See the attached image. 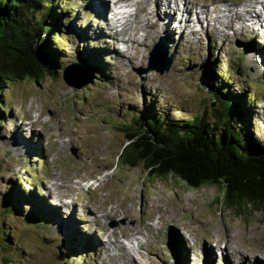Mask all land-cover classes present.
<instances>
[{
	"label": "rangeland",
	"instance_id": "374dc122",
	"mask_svg": "<svg viewBox=\"0 0 264 264\" xmlns=\"http://www.w3.org/2000/svg\"><path fill=\"white\" fill-rule=\"evenodd\" d=\"M148 1L143 3L151 12L148 18L158 26L148 27L144 12L141 22L132 18L131 29L133 24L145 29L137 33L142 42L133 39L134 56L106 33L110 15L104 18V13L112 0H55V27L46 33L61 48L59 71L54 77L10 81L0 93L5 120L0 125V264H264L261 212L227 208L217 185L192 188L174 176H148L142 165L117 161L127 144L121 124L131 116L154 109L178 118L206 111L211 118L218 107L204 85L211 70L226 79L230 93L247 91L246 124L264 144V21L249 27L215 23L222 31L217 35L203 15L209 20L217 5L235 2L239 10L240 2H248L193 0L201 19L191 14V27L198 36L188 34V28L182 41H174L180 28L175 22L174 32L163 34L171 41L166 39L170 69L139 74L148 65L160 25L170 24L167 17L159 24L161 5ZM136 8L127 9L133 13ZM90 62L101 70L97 77ZM65 68L80 86L63 80ZM21 133L26 145L17 141ZM111 209L115 212L109 214ZM56 211L69 229L53 225ZM134 232L143 235L138 246L122 238Z\"/></svg>",
	"mask_w": 264,
	"mask_h": 264
},
{
	"label": "trees",
	"instance_id": "16d2710c",
	"mask_svg": "<svg viewBox=\"0 0 264 264\" xmlns=\"http://www.w3.org/2000/svg\"><path fill=\"white\" fill-rule=\"evenodd\" d=\"M54 3L0 0V93L10 81L54 77L59 71L61 48L46 33L55 27ZM55 35L62 39L58 32ZM88 66L97 77L101 70L91 62ZM204 85L218 104L211 118L206 111L193 118H178L154 109L143 117L131 116L128 123L121 124L127 144L117 161L121 166L142 165L148 176H174L192 188L217 185L227 208L240 212L250 208L264 217V144L246 124L251 98L247 91L230 93L229 83L215 70ZM3 111L0 98V125L5 121ZM22 200L21 204L26 201ZM26 216L37 220L31 213Z\"/></svg>",
	"mask_w": 264,
	"mask_h": 264
},
{
	"label": "bare ground",
	"instance_id": "6f19581e",
	"mask_svg": "<svg viewBox=\"0 0 264 264\" xmlns=\"http://www.w3.org/2000/svg\"><path fill=\"white\" fill-rule=\"evenodd\" d=\"M112 1H113V3L114 2L116 3V2H119V1H122V0H112ZM128 1H129L128 6H132V5L137 6L136 11H137V9H138V11L137 12L135 11L133 13L131 12V13H129V14L125 15V16H121L119 18H117V17L116 18H111V17L108 18L107 15L109 13H111L110 12L111 9L107 8L108 11H106V13H104V18H106V17L108 18V22H105L108 25V26L106 25V28L108 30V31L106 30V33L109 35L108 37H110V39L115 38L114 40L117 41L118 43H122V42L125 43L126 51H128L127 53L130 54L133 51L134 54H135L134 56H137L138 54H136L135 48H134L136 44L133 42V39L136 38L138 42H142V40L139 41V37H138L139 35L137 33L139 31H142L144 28H143V24L142 25L133 24L132 29H131L132 18H135L137 22H141L139 16H140V14H142L144 12V15L147 16L146 20H147V26L148 27L155 28V27L158 26V24L155 21L154 22L150 21L149 18H148V12L149 13H151V12L150 11L147 12L146 6L143 4L145 1H148V0H145L143 3L142 2H138V1L135 2V0H128ZM219 1H224V0H219ZM246 1L248 3L240 2L239 6L241 8L239 10L234 8V3L235 2L234 3L225 4L224 8H220V7H218V5L215 6L212 9V12L214 13L215 16L209 18V20L206 17L207 13H205L204 8L201 7L202 9H200V13H205L203 15L204 17L202 19L205 20L206 27H209L214 34L216 33L217 35H221L222 36L221 29H219L216 26L215 23H218V24H220L222 26H225V27H229L230 25L232 26L233 21H236L238 24L240 22L241 26L244 25L246 27H249V26H247V24L248 25H252L253 23H255L256 25L260 24V21H264V0H246ZM153 2L155 3V5H154L155 7H158V6L161 5V9H162V12L164 14V18H161L159 24L167 23L166 17L168 18V22L170 21V24L167 23L166 25H160L161 29L158 30L159 31L158 33L159 34L161 33L160 34L161 36L159 35V38L162 37L165 40V42L167 40H169L166 37L170 36V34L172 32H174V27L175 26L172 25V24H175V22H176L177 25L179 24L181 30H180L179 27H178L179 29L175 28V32L174 33H175V36L177 35L178 37H174L173 38L174 41H176L178 39H181L182 36L185 38V36L183 35L184 34L183 32H184V30H187L188 28H189V30H190V28H192L191 26L193 25L192 23L194 21V19L192 18L193 16H195V20L199 21L201 19V17L198 16L199 12L195 11L196 2H193V0H191V1L190 0H182V3L180 5L177 2V0H166V2H164V3L159 1V0H154ZM137 3H141L142 5L141 4L137 5ZM91 4H93V3H91ZM202 6L205 7V6H207V4L203 3ZM257 6H259L260 10L256 9ZM124 7H127V5H124ZM154 10H155V8H154ZM156 10H158V9H156ZM191 14H192V17H191ZM230 17H231V19L227 20ZM104 18H103V20L105 21ZM172 19H174V20H172ZM134 26H136V27H134ZM254 27H256V29L258 28L257 26H254ZM135 29H137V30L134 33ZM100 30L104 32V30H102V28H100ZM177 30L180 31V33H177ZM196 32H197L196 29L192 28V30H190L188 32V34H190L191 36L197 37L198 34ZM163 34H165L166 37ZM133 35H134V37L132 38ZM217 35H214V36L216 37ZM143 36H144V34H143ZM182 40L183 39H181L180 41H182ZM185 40L188 41L189 39H185ZM197 41H199V38L197 39ZM129 42L131 43V45L129 44ZM127 44L129 45V48H127ZM171 45L176 46L177 44L174 43V44H171ZM123 52H125V50H123ZM118 55H120V54L117 52L116 53V56H117L116 57V59H117V61H116L117 63L116 64L121 63V59L118 58ZM75 66L76 65H74V68H75ZM24 136H26V135L22 134L19 138H17L18 143L20 142V143H23V145H26L27 142H29V141H27L28 139L26 137H24ZM56 212L59 214V216L54 214V218L55 219L57 218V221L55 223H53V225L55 224V227L58 228V229H65V228L69 229L70 225L69 226L65 225L66 219L60 217L61 216L60 212H58V211H56ZM114 212L115 211L111 209L109 214L110 213H114ZM118 243H120V241ZM129 243L134 244L136 246L139 245L138 242L137 243L129 242ZM125 253H127V255H128V251L125 252ZM129 258L130 257L128 256V259Z\"/></svg>",
	"mask_w": 264,
	"mask_h": 264
},
{
	"label": "water",
	"instance_id": "95a60500",
	"mask_svg": "<svg viewBox=\"0 0 264 264\" xmlns=\"http://www.w3.org/2000/svg\"><path fill=\"white\" fill-rule=\"evenodd\" d=\"M169 52V46L165 42V40L160 37L151 47L149 53H148V65L144 68H141L138 70V73H145L149 70H154L158 73H163L164 71H168L170 69L171 63H172V56L168 55ZM80 68H85L82 64L79 65ZM67 69H63L62 78L65 82H67L70 85H73L75 87H78L80 85H77L78 83H73L71 79L69 78L67 74ZM86 82V81H85ZM82 84V83H81Z\"/></svg>",
	"mask_w": 264,
	"mask_h": 264
}]
</instances>
